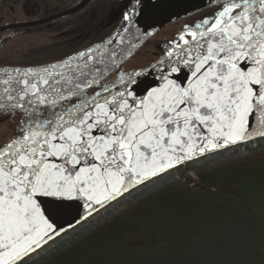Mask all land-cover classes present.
I'll use <instances>...</instances> for the list:
<instances>
[{"label":"snow or ice","instance_id":"snow-or-ice-1","mask_svg":"<svg viewBox=\"0 0 264 264\" xmlns=\"http://www.w3.org/2000/svg\"><path fill=\"white\" fill-rule=\"evenodd\" d=\"M178 3L122 0L102 42L0 65V121L14 126L0 145V264H29L183 165L264 139V0H206L209 15L125 69Z\"/></svg>","mask_w":264,"mask_h":264},{"label":"trees","instance_id":"trees-1","mask_svg":"<svg viewBox=\"0 0 264 264\" xmlns=\"http://www.w3.org/2000/svg\"><path fill=\"white\" fill-rule=\"evenodd\" d=\"M31 49L42 64L69 55ZM262 249L264 139L183 165L29 264H260Z\"/></svg>","mask_w":264,"mask_h":264},{"label":"flooded vegetation","instance_id":"flooded-vegetation-1","mask_svg":"<svg viewBox=\"0 0 264 264\" xmlns=\"http://www.w3.org/2000/svg\"><path fill=\"white\" fill-rule=\"evenodd\" d=\"M83 2L84 0H0V29L14 25L38 24L2 31L0 32L1 42L19 37L46 38L48 42L44 44L52 48L51 52L57 53V50H61L60 52L66 54L79 51L81 47L80 50H84L99 43L116 28L122 0H90L79 11L56 18L60 14L81 7ZM50 41L51 44H49ZM35 43L41 42L36 40ZM35 43L28 45H35ZM28 47L22 46L21 49L27 50H19L14 54L1 55L0 65L39 66L48 61L42 56L32 60L30 55L32 49Z\"/></svg>","mask_w":264,"mask_h":264},{"label":"rangeland","instance_id":"rangeland-1","mask_svg":"<svg viewBox=\"0 0 264 264\" xmlns=\"http://www.w3.org/2000/svg\"><path fill=\"white\" fill-rule=\"evenodd\" d=\"M212 9L208 8L206 10L200 11L188 18L180 19L171 25L165 27L162 31H160L155 37L152 38L150 42H148L145 46H143L139 52L131 58L125 65V69H129L132 67H141L147 66L150 61L153 60L154 56L159 52L160 46L163 42L167 40H171L174 38L175 34L179 32L185 24H191L197 21L198 19L203 18L206 15L211 13ZM0 38V56L5 53H17L19 50H27L22 48V46H29L32 47L34 45H28L35 43L36 40L41 42L40 44H44L48 42L46 38L38 39L35 37H27V38H16V39H9L7 42H1ZM38 43H35L37 45ZM28 47V48H29ZM82 48V47H81ZM80 48V49H81ZM79 49V50H80ZM111 78V77H110ZM14 135V126L11 122L4 120L0 121V145L4 144L6 140L10 139ZM192 180H197V178L190 174L188 175Z\"/></svg>","mask_w":264,"mask_h":264},{"label":"water","instance_id":"water-1","mask_svg":"<svg viewBox=\"0 0 264 264\" xmlns=\"http://www.w3.org/2000/svg\"><path fill=\"white\" fill-rule=\"evenodd\" d=\"M89 1L90 0H84V2L82 3V6L81 7H77L75 9L71 10V11H68L66 13L60 14V15L56 16V18L65 16V15H69V14L75 13L76 11H79ZM197 1L198 0H179L178 5L173 9V11L176 12V13H178V15L173 16V18L171 19V21L165 20L163 23L158 24L156 26V34L154 36L149 37L148 40H147V42H146V44L153 37H155L161 30H163L165 27H167V26L171 25L172 23H174V22H176V21H178L180 19H183V18H185V17H187V16H189V15L195 13V12H198V11L204 10L206 8H209L207 6V4L198 5L197 4ZM36 25H38V24L34 23V24H25V25H14V26L6 27V28H1L0 29V32L5 31V30H8V29H12V28H21V27L36 26ZM143 46H145V44ZM142 47H140V49ZM139 50H138V52H139Z\"/></svg>","mask_w":264,"mask_h":264},{"label":"bare ground","instance_id":"bare-ground-1","mask_svg":"<svg viewBox=\"0 0 264 264\" xmlns=\"http://www.w3.org/2000/svg\"><path fill=\"white\" fill-rule=\"evenodd\" d=\"M197 4L198 5H203V4H207V3H206V0H198Z\"/></svg>","mask_w":264,"mask_h":264}]
</instances>
